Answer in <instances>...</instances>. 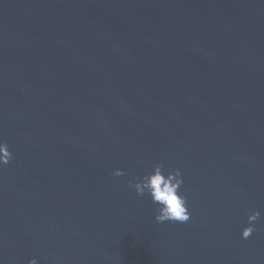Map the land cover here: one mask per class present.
Returning <instances> with one entry per match:
<instances>
[{
	"label": "water",
	"instance_id": "1",
	"mask_svg": "<svg viewBox=\"0 0 264 264\" xmlns=\"http://www.w3.org/2000/svg\"><path fill=\"white\" fill-rule=\"evenodd\" d=\"M0 140V264H264V0H0Z\"/></svg>",
	"mask_w": 264,
	"mask_h": 264
},
{
	"label": "clouds",
	"instance_id": "2",
	"mask_svg": "<svg viewBox=\"0 0 264 264\" xmlns=\"http://www.w3.org/2000/svg\"><path fill=\"white\" fill-rule=\"evenodd\" d=\"M13 159L6 142L0 140V167L8 165ZM115 176H123L125 172L117 170ZM135 183L129 181V187L134 188L138 196H150L153 204L157 205L155 220L157 223L179 222L186 223L190 220V212L187 207V196L181 193L184 183L179 169L169 172L162 163H156L152 170L142 177H137ZM261 218L259 211H252L248 216V226L242 230V239H249L255 228L253 224ZM29 264H38L33 258Z\"/></svg>",
	"mask_w": 264,
	"mask_h": 264
}]
</instances>
